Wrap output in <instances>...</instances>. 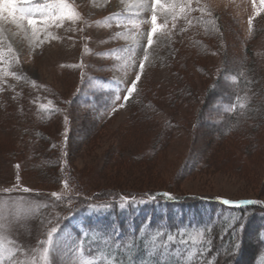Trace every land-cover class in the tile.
<instances>
[{
	"label": "rangeland",
	"instance_id": "obj_1",
	"mask_svg": "<svg viewBox=\"0 0 264 264\" xmlns=\"http://www.w3.org/2000/svg\"><path fill=\"white\" fill-rule=\"evenodd\" d=\"M160 2L178 6L176 19L157 8L148 45L152 0H0V264H94L82 228L104 213L76 211L112 204L113 192L264 205V123L238 139L223 132L234 82L220 72L247 69L261 93L249 99L264 109L261 0ZM14 13L37 20L36 38ZM193 13L212 18V31L190 29ZM79 88L92 100H75ZM54 107L52 118L37 113ZM247 228V255L229 264L260 249L264 218Z\"/></svg>",
	"mask_w": 264,
	"mask_h": 264
},
{
	"label": "trees",
	"instance_id": "obj_2",
	"mask_svg": "<svg viewBox=\"0 0 264 264\" xmlns=\"http://www.w3.org/2000/svg\"><path fill=\"white\" fill-rule=\"evenodd\" d=\"M192 15L190 29L203 33L212 31V18L203 17V13ZM220 72L221 79L227 74L232 77V83L234 82L232 91L226 94L224 100L232 109L224 111L228 121L224 125L225 128L223 127V132L233 139L246 134L250 136L264 123V109L249 99V94L253 92L259 91L261 95L260 86L255 87L254 83L249 86L247 69L241 68L239 73H229L226 69H220ZM223 81L226 82L225 79ZM212 86L207 90L208 93L216 89ZM76 91L75 100H92V97L87 95L84 97L81 89ZM137 92L136 87L127 102L134 99ZM57 109H40L37 113L49 119L61 113ZM246 123L254 126L248 127ZM113 193L104 195L109 197L106 199L112 200V204L102 205L99 200L101 203L98 205L81 207L76 211L81 213L98 210L104 213L98 219L92 214L93 218L88 221L86 219L82 228L86 234L79 232L82 234V250L94 264L240 262L242 253H247L244 229L252 223L256 214L259 218H264V205L253 200H245L253 203L241 207H231L222 204L218 199L178 196L169 191ZM165 193H170L172 198L169 199ZM121 204L124 205L123 208L120 207ZM142 210H149V213L144 215ZM156 211L159 212L158 215ZM121 212L127 215L123 221H120ZM108 217L109 220L106 219ZM133 219L138 220L132 223ZM258 242L260 249L256 254L254 248H250L248 258L244 255L243 258H247L246 264H264V228L258 233Z\"/></svg>",
	"mask_w": 264,
	"mask_h": 264
},
{
	"label": "snow or ice",
	"instance_id": "obj_3",
	"mask_svg": "<svg viewBox=\"0 0 264 264\" xmlns=\"http://www.w3.org/2000/svg\"><path fill=\"white\" fill-rule=\"evenodd\" d=\"M261 4H262V6H264V0H261ZM177 7L178 6H176V5H169V6L166 7L164 4H162L160 2V0H152V9H153V15L151 16L152 27H151V30L148 32V36H147V43H148V45H151L152 44V42H153V34L158 31L157 16L155 15V10L157 8H162L165 11H169L170 10L171 13H172V16H173V20H175L176 19V15L175 14H176ZM186 7H187L186 5L183 6V7H181L180 8V11L183 12ZM63 8H67V5L62 3V9ZM14 15L16 17V20L17 19H19V20H25L26 19L27 20L28 27L32 29V37L33 38H36L38 32L40 31L39 29H37L35 27V25L38 23L37 20H35V19L31 18V17H24L22 14L17 15V13H14ZM64 18H65V13L62 11L60 15H57V16H55L53 18H49V20L55 19L57 22H59L60 20H63ZM68 18L71 19L72 17L69 16ZM49 20L43 21L45 32L47 31V25L49 23ZM48 38L54 39V37H51L50 34H49ZM42 42H43L42 40H37L36 41L37 46L40 43H42ZM9 51H11V49H9ZM145 59H147V54H145ZM143 69H144V62L141 61L140 62V70H141V72L143 71ZM139 79H140V72H138L136 74V79L132 81L131 86L128 88V90H127L128 94L125 95V97H124V100L125 101H127L130 98V94L135 91L136 85H137ZM24 191H28V189L25 188ZM53 195L55 196V193ZM165 195L169 199L172 198L170 193H165ZM222 203H224L226 205L240 206V205L247 204V203H253V201H230V200H223ZM120 207L123 208L124 205L121 204ZM57 231H58V229L54 227V228H52L51 232L48 233L49 243L51 242V237H52L53 233H55ZM0 251H2V250H0ZM45 252H47V249H45Z\"/></svg>",
	"mask_w": 264,
	"mask_h": 264
}]
</instances>
